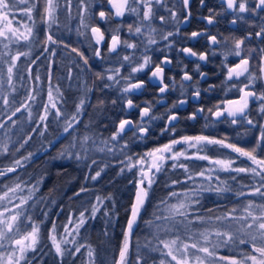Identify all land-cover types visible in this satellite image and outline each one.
Masks as SVG:
<instances>
[{
    "label": "flooded vegetation",
    "instance_id": "af4514ba",
    "mask_svg": "<svg viewBox=\"0 0 264 264\" xmlns=\"http://www.w3.org/2000/svg\"><path fill=\"white\" fill-rule=\"evenodd\" d=\"M239 2H246L249 11L240 13L238 10L228 9L226 0H204L203 4L201 0H189L187 8L183 0H160V2L150 0L152 16L149 20H144L143 13L146 8L142 0H128L127 5H124L122 0H111V2L110 0H87L86 3L80 4L85 7L84 10L78 12L65 29L62 23L59 24L56 20L50 31L45 21L41 22V26L36 29L38 19L42 18L45 7L44 0H39L38 8L42 10L34 11V34H36L33 35L32 40L41 51L37 52L38 54L35 53L30 59H28L29 52L27 53L26 48L19 51L27 53L24 58L25 61L28 59L25 64L26 74L22 91L20 96L13 94L7 96L8 103L0 102V109L6 110L4 105L7 108H14L21 104L24 106L28 104L31 99L28 89L32 83L40 82L38 86L46 90L47 80L42 74V69L44 72L49 67L47 64H52L51 70L49 67V83L55 82L62 87L63 81L66 80V78L63 79V74L70 71L75 79L69 89L77 91V71L83 70L91 94L96 86L103 90L108 105L104 129L108 137V147L118 148L123 159L128 154L134 159H142L145 153H150L164 144L186 136H205L221 140L245 151L256 148L255 153H260L264 150V142L261 144L257 140L264 126V113H261L259 109L264 101L248 98V108L243 116L238 114L232 117L226 111L239 109V104L230 102L241 99L243 93L240 89L242 88L245 91H254L257 96L264 93V72L260 71L264 66L261 64V58L264 56L261 52V49H264V35L261 37L256 35L264 28V10L253 11L257 0H238ZM133 8L136 9L135 12L132 11ZM84 11L85 16L82 18ZM118 11L122 14L117 15ZM100 12L105 13L103 19L99 15ZM172 13H175V17ZM206 17H212L213 23L209 24ZM29 24L31 26V22ZM93 27L99 28L103 34V39L99 43H97L99 37L91 31ZM136 28H140L139 33L135 31ZM63 31L67 32L65 36ZM193 32L200 35L192 37ZM169 33L171 35H168ZM47 35H52L57 43H45ZM114 35L119 37L120 43L115 51H109ZM165 36L167 39L164 38ZM211 37H216L217 43H212ZM66 38H69L68 43L64 41ZM150 39L155 43H149ZM237 40L244 41L239 50L240 56L235 55ZM128 44H134L135 47H128ZM14 46L12 41L9 42L8 50L0 48V56L6 59L7 63L11 61L12 55L18 53ZM73 48L77 51H72ZM185 48L191 49L197 55L185 53L183 51ZM97 50L99 55H96ZM200 54H204L206 59H199ZM125 56L129 59L125 60ZM145 57L150 58L149 63L143 70L133 72V68L143 64ZM34 58L36 62L31 63ZM242 58L249 59V72L239 77L233 74L229 79V69L240 71L236 69V65ZM166 60L171 62L166 63ZM31 64H34L35 79L38 77L37 72L39 73L38 82H32V72L28 71ZM20 65L22 66V63H19L17 67H21ZM157 65L163 68L162 83L161 79L152 76ZM185 74L191 76V79L185 80ZM108 76H113L114 79L109 80ZM251 76L256 79H251ZM136 83H142V87L124 91L126 87ZM245 85L248 87L245 88ZM161 87L165 88L163 92L160 91ZM1 89L4 90V88ZM37 90L40 92V89L35 87L33 93ZM129 100L132 102V107L128 106ZM181 101L184 103H180ZM39 102L43 104L41 100ZM3 109L0 110V124L3 125L0 130L4 132L14 130L12 123L15 118L20 116L23 120L26 119V114L16 113L12 116ZM144 109H148V114L142 116ZM217 111L224 114L217 117L215 115ZM172 115H175L177 119L170 120ZM193 115H195L194 119L191 118ZM10 116L11 119H9ZM233 119L237 122L232 123ZM249 119L253 121V124L247 123ZM123 120L131 123L126 125L123 132L117 136L118 140L111 139ZM141 129L146 131L142 132ZM238 138L243 139L240 141ZM244 140H248L247 146H243L246 144ZM258 143L259 147H257ZM205 145L199 147L198 153L205 156L215 154L220 158H236L232 153L237 152L231 148L206 142ZM208 158L210 161L217 160L213 157ZM166 163H168L167 160L164 164ZM125 164L123 162L124 166ZM155 176L156 174L152 184L158 185L159 179ZM221 181H225L226 186L223 193L202 195V198H219L221 203L218 208L221 211L213 213L236 209L235 215H238L239 209L249 202H264V197L259 194H250L245 196L250 197L246 203L234 207L233 203L238 202V197L228 194V190L235 179L232 176L221 177ZM145 186L147 187V184ZM203 207L208 208V205ZM207 211L204 210L203 214L210 213ZM233 245L235 247L231 248L232 258L239 260L240 252L238 254L236 252V249L237 251L240 249L239 241L237 240ZM243 247H245L244 244H241L242 249ZM247 247L248 252L250 245L247 244Z\"/></svg>",
    "mask_w": 264,
    "mask_h": 264
},
{
    "label": "trees",
    "instance_id": "16d2710c",
    "mask_svg": "<svg viewBox=\"0 0 264 264\" xmlns=\"http://www.w3.org/2000/svg\"><path fill=\"white\" fill-rule=\"evenodd\" d=\"M65 1L62 0L63 5ZM79 1L72 0V4L76 5ZM83 2L86 3L87 0H83ZM77 15L78 13L74 9L70 16L67 15L70 18V23ZM67 25H64L63 28L65 29ZM63 34L65 36L67 32L63 31ZM68 40L69 38H66L64 41L68 43ZM85 79L87 81L86 75ZM62 88L65 90L67 97L77 96L78 90L75 93L74 90L69 89V82L64 81ZM95 88L93 94L84 99L85 108L82 116L79 117L77 123H73V127L67 132L64 130L63 135H60L59 129H57L52 137L46 139L45 142H41V139H39L41 129L38 126V130L33 132L31 140L27 142V145H24L25 147L19 153L15 154L14 159L12 157L15 155L11 157L12 160L9 158L7 161L0 162V173H5L0 175V191L8 190L19 184V192L22 190L24 193L26 190L30 191L29 197H26L27 203L23 207H28L29 201L33 202L35 200L39 205L36 209L37 213L35 212L37 216L34 221L39 227L41 243L30 255L27 264H82L87 258L85 257L86 249L91 250L93 254V264H117L119 260V252L127 222L131 216V207L138 188L137 182L141 179V171L138 168L131 170L125 168L123 170L122 153L115 147L110 149V152H105L104 155L96 154L91 159L81 157L79 160L75 158L76 153L73 155L65 151L72 138L81 140L88 137V144L96 146L103 144V142L106 144L108 141L107 133L104 131L106 109L108 107L105 100L106 96L102 89L97 86ZM22 120L19 116V118L14 119L12 124L19 122V129L22 126ZM52 121L56 122V119L49 118L48 124L51 123L52 125ZM90 124H94V129L89 128L91 127ZM50 129L54 130L52 126ZM14 130L16 129L14 128ZM87 132H89V135L86 134ZM28 134H23L21 138H17L16 149H19V146L22 145L20 140L25 141ZM52 139L54 143H50ZM243 142L246 143L243 146L248 145V140ZM36 143L39 148L34 150L33 147L37 146L32 145ZM28 147L32 148V151ZM61 153H63L62 156ZM257 156L264 158V150L262 153H258ZM16 160H20L22 166H17L15 164ZM92 160L95 161L94 168L90 169ZM245 162L238 160L240 167L246 166L244 165ZM174 164L186 165L187 171L178 166L173 167ZM9 167H15L16 170L7 172ZM245 168H248V166ZM192 169H196V166L192 163L170 161V163L163 164L161 170L156 173L155 177L159 179V182L158 185L151 184L148 197L136 222L131 238L128 264H160L163 256L161 257L159 253H155V245L159 244L164 236H168V239L171 240L176 235H182L178 232L169 234L164 230H156L159 234H157L158 237H154L153 227L164 221L163 219H156L157 216H165L156 214L159 209L158 206L162 205L161 201L168 199L172 193H184L189 190L185 183L192 175L190 172ZM97 170L100 171V176L93 180L91 177L95 176ZM231 176L234 177L235 181L230 186L228 194L238 197V202L233 203L234 207L246 203L250 197L245 196L250 195L249 193L253 192L254 188L261 187V184L252 181L247 174L239 173L236 176L228 175L225 177L230 178ZM174 181L177 183H173ZM31 186H36L38 189L33 190ZM261 190L264 191V188ZM220 203L219 198H203L196 207L194 206V213L192 214L200 217L205 213L204 210H208L207 212L210 213L221 211L218 208ZM97 205L100 209L93 215V207ZM205 205H208V208L203 207ZM83 212H85V223L78 234L81 244L79 246L80 253L74 258H70L65 254L63 257L55 255L50 248L49 228L55 225L56 229H60L64 223L78 219ZM189 216L183 215L176 218H190ZM148 221H151L152 224L146 223ZM74 246H70L72 247L70 249L75 250ZM239 246L240 253L242 251L247 252V244H244L247 249L245 247L242 249L241 244ZM222 252L223 256L232 257V249H226ZM239 258H241L240 254Z\"/></svg>",
    "mask_w": 264,
    "mask_h": 264
},
{
    "label": "rangeland",
    "instance_id": "374dc122",
    "mask_svg": "<svg viewBox=\"0 0 264 264\" xmlns=\"http://www.w3.org/2000/svg\"><path fill=\"white\" fill-rule=\"evenodd\" d=\"M32 2L36 3V8L37 11H41L42 8H38L39 5V0H32ZM83 2V0L79 1L78 4L73 5L72 4V0H66L64 3V5L62 4V0H56L57 3V12H56V20L59 22V24L62 23V26L67 25L70 23V18L67 17L71 15L73 9L75 11L81 12L84 10L85 7H83L82 5H80ZM17 9L8 17V19H10L12 21L11 27H18L19 24L17 22H19L20 24H28L30 26V22H31V26L33 27V35L34 34V30H35V19H34V11L32 12V19L29 20L27 17L26 13H23L20 11V9H24L27 7L26 4H21L19 3V0H17ZM65 7V8H64ZM66 10V12H65ZM67 14V15H66ZM83 15H81V17L83 18L85 16V11L82 13ZM44 20L41 18L38 19V22L36 24V29L38 27H40V23L43 22ZM7 23V21L0 19V26H4ZM48 29L51 31V29L54 27V23L49 24L46 23ZM21 31H24L23 28L20 29ZM15 45L14 48L16 49V52H19L21 50H25L27 53L29 52V56L28 59H30L35 53H39L41 50H39V47L34 45L33 40L31 39L29 42H24L23 40L17 42L15 40H11L9 42H12ZM9 42L3 40L2 38H0V48L8 50L9 48ZM5 44H7V47H5ZM6 53V52H5ZM37 53V54H38ZM49 54V53H48ZM16 54L12 55V58L15 56ZM42 55H43V51H42ZM12 58L11 61L9 63L6 62V59H4L2 56H0V102H4V98H7V96L9 97L10 94L13 95H19L21 94L22 91V87H23V81L25 78V74H26V70H25V64H27V60L25 61L24 55L20 57L19 60H17L16 66L13 68V74H12V80L11 82H9L8 79V67L12 64ZM36 62V58H34L32 60L31 63ZM19 63H22L21 67H17V65ZM47 66L52 67V64H47ZM49 67L48 69H45L43 72L42 69V74L43 76L46 78L47 80V85H46V90L45 88H43L42 86H38L40 84H31L28 91H29V95L31 96V99L29 101L28 104L24 105H19L17 107L14 108H7L6 105H4L6 107V113H9L12 115L13 111H15V109L19 108L20 111L16 112L17 114H21V115H25L26 114V119L22 120V126L18 129L19 126V122L12 124L14 126V128L16 130H6L4 132V130H0V162L3 161H7V159H11V157L17 153H19L25 146L27 145V142H29L31 139V137L33 136V132L35 130H38L37 127L39 126L41 131H40V138L41 142H45L46 139H49L50 137H52L55 134V131L57 129H59V134L63 135V131L65 130V122L68 119H71V117L73 115L77 116V121L79 120V117L82 116L83 113V109L85 108V97H89L91 94V89H89L88 84L86 83V79H85V73L83 72V70H80L78 75H77V84H78V91H77V96L74 95V97H70L66 95L65 90H63L62 87H60V85H56L55 82H51L49 83L48 81V77H49ZM37 70V69H36ZM29 72H32L31 74V79L32 82L33 81H39L36 78V72L33 73L34 71V64H31L30 69L28 70ZM38 71V70H37ZM46 71V72H45ZM38 77H39V73L37 72ZM66 78L65 81H67V83L69 82V84H74L73 80L75 79V76L71 75L70 71H67L63 74V79ZM43 79L41 80V84H42ZM64 82V81H63ZM35 87L37 89H40V92L37 90L36 93H33V89H35ZM1 88H4V90H2ZM75 93H76V89ZM49 91H51L52 94V100H49ZM40 97V98H39ZM42 101L43 104H41L39 101ZM81 100H83V105L79 110V113H77V106L80 104ZM55 104V107H52V104ZM45 108H47V112L45 111ZM57 110H59L62 114L60 116H57ZM42 114V115H41ZM16 115V114H15ZM13 116V115H12ZM41 116H45L46 119H44L43 121L40 119ZM52 118L53 120L56 119L55 121H52V125L51 123L48 124V119ZM76 121H73V123ZM77 123V122H76ZM91 129H94V124H90ZM49 126V127H48ZM53 127L54 130L50 129V127ZM48 127V129H47ZM61 127V128H60ZM27 129V130H26ZM28 131L29 134H28ZM93 132V131H91ZM90 132V134H91ZM27 135L28 134V138H26L25 141H21L20 140V145L19 149L15 148V144L17 143L16 140L17 138H21L22 135ZM37 134V133H35ZM87 135H89V132L86 133ZM61 137V136H60ZM261 134L258 136V142L262 144V142H264V140L260 139ZM54 139V138H53ZM53 139L51 142H53ZM238 139H243V138H238ZM37 140V139H36ZM81 140H77L76 138H72L71 142L69 144V146L65 149L66 152L71 153V154H77L79 153L81 157L86 158V159H91L93 158L96 154H101L104 155L105 152H110V149H112L113 147H108V141L105 144V142H103V144L101 145H89L88 141L87 143L84 145V147H81ZM173 141H183V138L181 139H177V140H173ZM169 142L167 144H164L162 146H160L159 148H163L165 145H170L172 144V142ZM54 143V142H53ZM192 144H195L196 146H190V144L188 143H178V144H174L172 145V152L166 153L164 155L166 156H171L174 152H184L185 155L187 157L190 158H185V156H180L177 160H172V159H166L167 162L170 163V161H174V162H186V163H192L193 165L196 166V169H192L190 172L192 173V175H190L192 178L189 179L185 185L187 186V188L189 190H187L184 193H178L175 196H170L168 199H166L167 204H179L181 202H183L186 207L185 209H182V211L185 212V215L189 216L190 218H183L180 217V219H177V216H181V215H175L174 217L170 216V218L167 221H163L159 224V227H157V225H155L153 227V233H154V237H158L157 234H159L158 232H156V230H164V232L167 233H172V232H178L182 235H176L175 238L177 240V246L176 247H180L182 249V245L187 243V244H191V243H195L197 241H200L202 246H208L210 248V250H214L216 253L215 257H205L203 253L197 252L195 249L189 248L188 249V253H189V264H198V261H196L195 257L200 256L202 257L207 264H228L227 260H220L219 257H223V250L226 249H231L233 247H235L233 245L232 242H228L227 244H218V241L225 239L224 237H217L214 235V233L216 231H221V232H230L233 233L236 237H241L243 236L244 239H249V237L247 235H245L246 232H253L254 229H247L245 227V225L250 222V218L249 220H239V219H231V217H233L236 213V209L235 211H229V212H220V213H207V214H203L200 217H197L193 211L194 206L196 207L199 203V201H201L202 195L204 196H208L209 194H220L223 193V189L226 188L225 186V181H221V177H225L228 175H233L236 176L239 173H243V174H247L250 176V179L252 181H256L259 184H264V180L261 179V177L255 176L253 173L249 172H236V171H224L222 170L220 165L217 164H213L210 162L209 159H198V156H205V154H201L198 153L199 147H204L205 142L199 143L197 144L195 141L191 142ZM224 144H227L225 142H223ZM72 145H75V147H73ZM220 145V144H219ZM32 146H37L36 144H33ZM222 146V145H221ZM42 147V146H41ZM34 150L38 149L39 147H33ZM87 149V151H85L84 149ZM228 148V147H226ZM28 149L30 151H32V148ZM18 150V151H17ZM17 151V152H16ZM154 152V151H152ZM150 152V153H152ZM262 153V151H261ZM236 156V158H232V157H223L220 158L215 154H207L208 157H213V158H217V160H223V161H231L232 163L230 164V168H245L246 166H248V168H252L255 167V165L252 164V162L244 156H241L239 153H232ZM161 155L160 153L156 154ZM255 155H258V153H255ZM62 156V155H61ZM60 156V157H61ZM127 157H125L123 159V162L126 163L125 166L123 167V170L126 168V170H131L133 168H138L140 171H144V172H148V176L150 178H153L154 175L156 173H158L159 171H156L155 168H151V171H148L149 168L151 167V164L153 162V160L155 159V157L153 156H149L148 153H145L142 156V159H134L132 155L128 154L126 155ZM16 157L13 156L12 158L14 159ZM258 158H260L259 156H257ZM12 160V159H11ZM143 160V163H140V161ZM165 160V161H166ZM238 160H243L246 161L244 163V165L246 166H239L238 164ZM94 160L91 161L90 163V169L94 168ZM164 161V162H165ZM164 162L161 163V167L164 164ZM132 165H135V167H132ZM98 171V170H97ZM200 173H204V175H200ZM14 182V181H11ZM147 184V180H145V184L144 186ZM34 185V184H33ZM185 186V187H186ZM33 190H37L38 188L36 186H31ZM138 187V186H137ZM146 187V186H145ZM221 189V191L217 192L216 189ZM8 189V188H6ZM138 189V188H137ZM22 190V189H21ZM6 191L8 190H2L0 191V196H2ZM137 193V192H136ZM30 191L26 190V192L24 193V191H18L15 193H9V197L11 198V202L9 203V201L6 199L4 201H0V212H4L5 213V217L7 218L11 215H13L14 213H20L18 221L16 222V225L13 229L12 232H7V229L4 228L2 225H0V231H3L5 233V238L0 240V244H2L3 246L0 247V256H3L5 258L3 264H6V258L8 257V255L15 251L17 253V255H19V251H18V246H16L13 241L15 239H19L21 237H23L24 235H26L27 233L31 232L33 227H38L37 224L35 223V217L37 216V212L36 209H38V203L35 201L28 203V207H23V205L21 207H16V205L20 204V200L22 198H26L29 197ZM134 203H136V196L134 198ZM133 203V205H134ZM264 203L263 201H256V202H252L253 204V209L252 211L254 212H259L260 209L256 207V205L258 204H262ZM132 205V207H133ZM248 204H246L244 207L239 209V214L235 215L234 217H241V216H246L247 213L245 211L246 207ZM96 208H98V210L100 209L99 205L95 206ZM131 207V210H132ZM167 205L162 204L159 206L158 212H156V214H160V215H170L165 209H166ZM36 212V213H35ZM97 212V211H96ZM95 212V213H96ZM85 212H83V217H81V215H79V218L73 221H69L68 223H64L63 227L60 229H56L55 228V232L53 233L52 229H53V225L49 228V232H48V237H49V242H50V248L53 250V253L55 255L56 251H55V247L53 246V242L51 237L53 235H55L57 243H61V247L62 249H64V254L68 255L70 258H74L78 253H80V239H79V232L80 229L82 228V226L85 223ZM131 217V216H130ZM218 217L220 218H224V217H228V218H224V219H217ZM83 219V224H80L79 228L77 229V225L80 223V220ZM136 225V224H135ZM18 228V231H17ZM68 229V232L65 231V229ZM135 228V226H134ZM133 228V231H134ZM39 229V227H38ZM167 229V230H166ZM132 231V233H133ZM40 232V231H39ZM38 232V243L35 245V250L38 248L39 244L41 243V237H40V233ZM201 232H206L209 234V241L210 243L208 244H204L202 237L200 236ZM174 235V234H173ZM132 238V235H131ZM131 238H130V243H129V251L127 253V257H126V261L125 264H128V260H129V253H130V245H131ZM168 236H164L163 240L166 241H171L168 239ZM73 241L70 243H63V241ZM194 240V242H192ZM238 240V239H237ZM236 240V241H237ZM217 247H215L213 249V245H217ZM77 249L79 248V251H76V249H70L73 246ZM150 246V245H149ZM71 250V251H69ZM155 253H159V255L162 257L165 261V264H176L175 261H173L171 259V257L166 256V255H162V252H167V249H164L163 244L159 243L155 245L154 248ZM34 251L32 250H28L26 252V259L22 260L20 262V264H27L28 260L30 259V255L33 253ZM86 260L84 261V263L82 264H93V254L91 256H89V249H86ZM237 254L240 252L239 250L237 251ZM242 253V252H241ZM240 253V255H241ZM178 256L182 255V251L181 252H177ZM232 258V257H229Z\"/></svg>",
    "mask_w": 264,
    "mask_h": 264
},
{
    "label": "snow or ice",
    "instance_id": "6c2138e0",
    "mask_svg": "<svg viewBox=\"0 0 264 264\" xmlns=\"http://www.w3.org/2000/svg\"><path fill=\"white\" fill-rule=\"evenodd\" d=\"M111 2V0H110ZM142 2H144V7L146 8V11L143 13V18L144 20H149L152 16V7H151V3L150 0H142ZM157 2H160V0H157ZM204 0H201V4H203ZM19 3L21 4H26L27 7L24 9H20L21 12L26 13L27 17L29 20L32 19V12L35 10L36 8V3L32 2V0H19ZM45 3V7H44V12H43V16L42 19L49 24L55 23L56 22V12H57V3L56 0H44ZM128 0H123V4L127 5ZM227 3V8L228 9H232V10H238L240 13H246L249 11L246 2H239L238 0H226ZM183 4L185 6V8L188 7L189 4V0H183ZM18 5H17V0H0V19L7 21V23L4 26H0V38H2L5 41H11V40H15L17 42L23 40L24 42H29L32 37H33V27L29 26L28 24H20L19 22H17L19 24L18 27H11L12 21L10 19H8V17L17 9ZM255 10H264V0H257V3L255 5V9H253V11L255 12ZM132 11H136L135 8L132 9ZM122 13L120 11L117 12V15H121ZM100 17L103 19L105 17V13L104 12H100L99 13ZM173 17H175V13H172ZM163 19V18H161ZM206 19L208 20V23L211 24L213 23V18L212 17H206ZM83 22V21H82ZM233 23H235V20H233ZM23 28L24 31H21L20 29ZM130 31L132 30L131 28L129 29ZM92 33L96 36L99 37V39L97 40V43L100 42V40L103 39V34L100 32V29L97 27H93L91 29ZM135 31L137 33L140 32V28H136ZM168 35H171V33H169ZM200 35L197 32H193L192 33V37H196ZM257 37H261L262 35H264V28L261 29L260 32L256 33ZM165 39H167V36L164 37ZM211 41L212 43H217L216 37H211ZM51 42L53 44L57 43L56 40L53 39L52 35H47L46 36V40L45 43ZM120 40L118 36H113L112 37V43L111 46L109 48V51H115L117 46L119 45ZM149 43H155L154 40H149ZM244 41L243 40H237L235 42V48L237 49V51L235 52L236 56H240L241 52L239 51L241 49V46L243 45ZM67 47V45H65ZM128 47H135L134 44H128ZM5 47H7V44H5ZM72 51H77L75 48L72 49ZM183 51L189 55L192 56H196L197 53L193 52L191 49L185 48L183 49ZM261 52L264 53V49H261ZM79 55V53H77ZM99 51H96V55H99ZM23 55H27V53H23V52H18L13 58H12V64L8 67V79L9 82H11L12 80V74H13V68L16 66V61L20 59L21 56ZM125 60L129 59V57L125 56L124 57ZM149 57H145L144 58V62L143 64H141L139 67H135L132 69L133 72H138L143 70V68L149 63ZM199 59L204 60L206 59V56L204 54H200L199 55ZM166 63H170L171 61H165ZM85 63H87V60H85ZM261 64L264 65V56H262L261 58ZM249 59L247 58H242L240 63L236 65V69H240V71H236L235 69H229V74H228V78L231 79L233 74H235L237 77L244 75L245 73L249 72ZM261 72H264V66L261 67L260 69ZM118 72V70H117ZM162 73H163V68L159 65H157V67L155 68V71L152 72V76L153 77H157L159 79H161V83L163 82L162 79ZM251 79H256V77L251 76ZM38 79V77H37ZM109 80L114 79L113 76H108ZM185 80H190L191 76L185 74L184 76ZM142 87V83H136V84H132L129 87H126L124 89L125 92L131 91L132 89H138ZM248 85H245V88H247ZM165 90L164 87H161L160 91L163 92ZM240 91L243 93L242 97L240 100L238 101H231L230 103L232 104H239L240 107L239 109H237L236 111L233 110H226L227 114L229 116L235 117L238 114L243 116L245 114V110L248 108V103L249 100L248 98H255L258 99L260 101H264V93L260 94L259 96H257V94L254 91H245L244 88L240 89ZM196 95L198 96L199 93L197 92ZM49 100H52V94L51 91H49ZM4 103L7 104L8 100L7 98L4 99ZM83 100H81L80 104L77 106V113H79L80 108L83 105ZM180 103H184V101H181ZM128 106L132 107V102L131 100L128 101ZM52 107H55V104H52ZM260 112L264 113V103L261 104L260 106ZM20 111L19 108L15 109V111H13L12 115H15L16 112ZM45 111L47 112V108H45ZM202 111V110H201ZM57 116H60L62 113L57 110ZM148 114V109H144L142 111V116L143 115H147ZM224 113L221 111H217L215 113V115L217 117L223 115ZM191 118H195V115H193ZM9 119H11V116L9 117ZM40 119L43 121L44 119H46L45 116H41ZM170 120H175L177 119V117L175 115H172L170 118ZM73 121H77V116L73 115L71 117V119L66 120L65 124V131L67 132L70 128L73 127ZM237 121L235 119L232 120V123H236ZM130 121L127 120H123L120 122L119 124V128L118 131L116 133L113 134V136L111 137V139L115 140L117 138V136H119V134L121 132H123L124 128L126 125L130 124ZM248 124H253L252 120H247ZM0 127H3L2 124H0ZM142 132H145L146 129H141ZM88 137H84L83 140L81 141V147L83 148L84 145L87 143L88 141ZM261 140H264V126H262V130H261ZM195 141L197 144L202 143V142H206L207 144H220L224 147H228L231 148L233 151L239 153L241 156L247 157L253 165H255V167L252 168H230V164L232 163L231 161H223V160H212L210 161L213 164H217L220 165L222 170L224 171H236V172H251L253 173L255 176L261 177L262 180H264V158H258L257 155H255L256 152V148H253L249 151H245L239 147H235L234 145L231 144H224L223 141L221 140H216V139H210L208 137L205 136H195V137H184L183 141H173L172 144L170 145H165L163 148H157L154 150V152L152 153H148L149 156H153L155 157V159L153 160L151 167L149 168L148 171H151V168H155L156 171H160L161 170V163L164 162L166 159H172V160H177L180 156H185V158H190L187 157L185 155L184 152H174L170 157L166 156L164 154L172 152V145L174 144H178L181 142L184 143H188L190 144V146H196L195 144H192L191 142ZM73 147H75V145H72ZM257 147H259V143L257 144ZM85 151H87V149H84ZM157 153H160L161 155H156ZM61 155H63V153H61ZM77 160L81 159V156L79 153L76 154L75 157ZM198 159H209L207 156H198ZM93 163H95V161H93ZM140 163H143V160L140 161ZM15 164L17 166H22L21 161L20 160H16ZM181 167L184 168L187 171V166L180 164V165H176L174 164L173 167ZM132 167H135V165H132ZM16 168L15 167H9L7 169V172H13L15 171ZM5 173H0V175H3ZM200 175H204V173H200ZM100 176V171H97L95 176L91 177L93 180H95L97 177ZM141 176L142 179L139 181L138 183V190L136 193V203L133 205L132 210H131V218L128 220L127 222V226H126V231L124 233V239L122 242V246L119 252V260L117 261V264H125L126 261V257H127V253L129 251V243H130V238L132 235V231L133 228L137 222V218L139 216V212L140 209L143 207L144 202L146 201L147 197H148V191L151 188V184L154 182V178H150L148 176V172H144L143 170L141 171ZM192 177L190 176L189 179H191ZM145 180H147V187L144 186L145 184ZM173 183H177L176 181H174ZM20 188V185L17 184L15 187L9 188L8 191H6L2 196H0V201H4V200H8L9 203L11 202V198L9 197V193H15L17 192V190ZM264 188V184L261 185V187H256L254 188L253 192L249 193L252 195L255 194H259L261 197H264V191H262L261 189ZM83 190V189H82ZM217 192L221 191V189H216ZM243 194V193H241ZM172 196H175L176 193H172ZM99 200V198H97ZM27 203V198H22L20 200V204L16 205V207H21L23 204ZM162 204L167 205L166 207V211L170 214V215H165V216H157L156 219L160 220H168L170 218V216L174 217L175 215H185V212L182 211V209H185L186 205L181 202L179 204H167L166 200H162L161 201ZM159 207V206H158ZM257 208L260 209V211L254 212L252 211L253 209V204L252 202H249L245 211L247 213L246 216H241V217H231V219H239V220H249L250 218V222H248L245 227L247 229H254L253 232H246L245 235H247L249 237V239H244L243 236L241 237H236L233 233L230 232H221V231H216L214 233L215 236L217 237H224L225 239L218 241V244H227L228 242H233L235 243L236 240L238 239L239 244H249L250 245V251L248 252H243L241 255V258L238 260L236 258H227V257H219L220 260H227L228 264H248V262H251V264H264V203L262 204H258L256 205ZM98 211V208H96L95 206L93 207V215L95 214V212ZM233 211H235V209H233ZM20 213H14L13 215L4 218L5 217V213L4 212H0V225H2L4 228L7 229V232H12L16 222L18 221ZM81 217H83V213H81ZM224 218H228V217H224ZM224 218H220L218 217L217 219H224ZM83 219L80 220V223L77 225V229L79 228L80 224H83ZM149 225L152 224L151 221L146 222ZM157 227H159V225H157ZM167 230V229H166ZM18 231V228H17ZM53 233L55 232V225H53V229H52ZM66 232H68V229H65ZM38 232L39 229L38 227H33L32 231L27 233L26 235H24L23 237L19 238V239H15L13 241V243L18 246V251H19V255H17V253L15 251L11 252L8 257L6 258V264H20V262L22 260L26 259V252L28 250H32L35 251V245L38 243ZM200 236L203 239L204 244H208L210 243L209 241V234L206 232H201ZM5 238V233L3 231H0V240ZM52 242H53V246L55 247V251L56 254L60 257H63L64 255V249H62L61 247V243H57L56 237L55 235H53L51 237ZM73 241H63V243H70ZM160 243L163 244L164 249H167V252H162V255H166L171 257V259L173 261L176 262V264H189V253H188V249L192 248L195 249L197 252L203 253L205 257H215L216 253L214 250H210V248L208 246H202L200 241H197L195 243H191V244H183L182 245V249L180 247H176L177 246V240L176 239H172L171 241H166V240H160ZM217 245H213V249L215 247L218 246ZM3 245L0 244V247H2ZM76 251H79V248L76 249ZM182 251V255L178 256L177 252H181ZM89 256L92 255L91 250H89ZM196 261H198V264H207V262L200 256L195 257ZM5 258L3 256H0V264H3ZM160 264H165V261L162 259L160 260Z\"/></svg>",
    "mask_w": 264,
    "mask_h": 264
},
{
    "label": "water",
    "instance_id": "95a60500",
    "mask_svg": "<svg viewBox=\"0 0 264 264\" xmlns=\"http://www.w3.org/2000/svg\"><path fill=\"white\" fill-rule=\"evenodd\" d=\"M122 2H123V0H122ZM138 190V189H137ZM135 204V203H134ZM144 205V204H143ZM143 208V207H142ZM142 208L140 209V212H141V210H142ZM140 212H139V215H140ZM139 217V216H138ZM131 218V217H130ZM137 220H138V218H137Z\"/></svg>",
    "mask_w": 264,
    "mask_h": 264
}]
</instances>
